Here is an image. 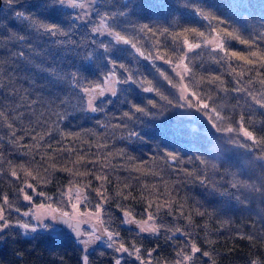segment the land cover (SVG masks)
I'll return each instance as SVG.
<instances>
[{"label":"trees","instance_id":"1","mask_svg":"<svg viewBox=\"0 0 264 264\" xmlns=\"http://www.w3.org/2000/svg\"><path fill=\"white\" fill-rule=\"evenodd\" d=\"M70 8L53 0H16L11 5L2 0L0 5V39L6 45L0 56L8 58L11 49L23 50L28 58L15 59L10 69L14 86L27 96L19 111L25 113L23 126L31 128L17 151L8 143L7 127L13 123L17 135H24L20 121L13 120L17 113L0 120L4 159L24 166L17 169V179L10 178L4 164L0 204L8 196L13 209L28 210L29 203L17 194L27 181L45 192L34 197L31 207L46 203L68 211L66 190L79 188L88 196L81 212H94L92 205L100 203L93 191L100 185L95 175L103 174L110 181L106 187L111 198L104 211L113 221L106 226L120 232V242L130 250L133 244L141 248L148 264H176L177 253L187 247L184 239L171 238L177 228L192 233L186 239L212 253L210 259L197 254V264L258 259L264 251V0H97L94 15L85 21ZM17 11L72 34L37 32L14 19ZM113 12L117 15L112 19ZM100 21L113 35L91 31ZM117 32L129 43L117 42ZM12 33L26 36L34 51L9 40ZM86 51L91 53L87 58ZM179 62L182 73L174 69ZM109 78L115 80L117 94L97 98L95 106L104 111H91L84 89L104 87ZM181 85L189 93L185 98L178 91ZM193 97L205 103L192 111L204 112L206 121L185 111L186 100L195 104ZM0 98L5 113L19 102L7 90ZM33 100L37 103L30 105ZM41 112L45 115L36 125ZM71 133L79 134V140L71 135L62 139ZM39 135L45 138L37 139L36 148L31 137ZM84 172L88 175H77ZM125 184L131 187L125 189ZM129 192L134 199H124ZM149 200L172 204L171 214L165 210L159 217L157 226L168 232L158 239L130 231L135 226L124 225L117 208L130 207L135 219L144 220ZM7 214L13 221H28L14 210ZM90 251V264H112L103 242ZM15 253L24 259L18 261ZM80 255L81 245L68 235L46 230L25 234L13 226L0 236V264H79ZM122 264L141 261L124 254Z\"/></svg>","mask_w":264,"mask_h":264},{"label":"snow or ice","instance_id":"2","mask_svg":"<svg viewBox=\"0 0 264 264\" xmlns=\"http://www.w3.org/2000/svg\"><path fill=\"white\" fill-rule=\"evenodd\" d=\"M16 0H7V3L9 5L15 3ZM53 3H60V4H66L69 5L75 9L83 8V5H78L75 3V0H53ZM95 13V12H94ZM92 13V15H94ZM112 16V19L117 15L116 12L110 13ZM119 15H123V12H120ZM14 19L17 21H20L21 23L27 22V27L30 29H34L37 32L43 31L45 34L50 36H65L69 37L71 36V31H63L62 28L59 25L52 24L49 22H45L40 19H33L30 15H27L24 11H17L14 13ZM82 21L84 19H87V14L83 18H81ZM104 19H107V17H104ZM91 22V21H89ZM71 28V27H69ZM144 29H147L151 31L148 25L143 26ZM92 32L96 34H107V35H113L111 32L107 33H100L99 29L92 28ZM193 32H195V29H192ZM226 35L233 36V33L228 32L225 33ZM202 35V34H199ZM116 41L124 43H129V41L124 40L123 37L119 35V33H115ZM236 39H240L238 36ZM261 39H264V37H261ZM9 40H16L19 41L21 45L24 47H28L29 51H34L33 46L28 45L25 43L27 40V37L24 35H17L15 33H12L9 35ZM93 42V41H89ZM244 42V41H241ZM54 43L57 44H63V41H54ZM70 44L75 46V41H69ZM5 42L3 39H0V49L5 48ZM191 47V45H189ZM102 47H106L105 45H102ZM133 48H135V45H132ZM221 47L220 44H217V49ZM9 51V57L5 58L0 56V93L7 90V93L9 96H12L16 98L19 102L15 104V107L11 109V111L5 113L2 108L5 107V102L3 98H0V120L7 119L9 116H12L13 113H17L16 116L13 117V120H19L21 123V131L24 132L23 136L17 135V130L15 129L13 123H9L7 127L11 130V135L9 137L8 143L10 146H12L15 150L19 151L21 141L25 139L26 136H29L31 128L24 127L23 126V117L25 116L24 112H20L19 110L22 107H25V101L27 100V96L20 95L19 89H17L13 84L14 79V73L11 72L10 65L14 62L15 59H23L27 60L25 53L23 50L19 51ZM139 51V49H137ZM91 53L86 51L85 58L90 56ZM143 55V53H141ZM232 55H240L239 53H232ZM120 68H123V65H119ZM5 77H7V81L5 80ZM73 77H75V73H73ZM131 79V77H129ZM84 91L89 94V99L87 101L88 109L95 112H103L104 109L102 107H96L94 104V100L100 97H105L106 94H110L112 96H115L117 94V91L115 87L110 88H104L99 85L96 86L95 89H88L85 88ZM95 92L96 95L93 96L92 92ZM37 101L33 100L30 101V105H35ZM137 111H143V109L137 108ZM34 115V113H32ZM45 114L43 112L40 113V117H38L35 120V124L39 125L41 123V118ZM125 116L128 115V113H124ZM31 124V122H30ZM136 133H132V135H135ZM47 135V133L45 134ZM45 135H39L32 136L31 139L33 140L35 147L39 148L40 145L38 143H35L38 140L43 141L45 138ZM67 135H71L73 139L79 140V134L71 133V134H65V136L62 137V139L66 138ZM3 141V137H0V142ZM30 147V146H25ZM98 148L104 147L102 145H97ZM69 149H64V151H68ZM23 155H29L30 152H24ZM170 155V154H169ZM173 159H175L173 157ZM0 172L4 171V164L9 165V175L10 178H17L18 177V171L17 169H22L24 166H14L11 161H7L4 159L3 156V149L0 148ZM80 161H84V157H80ZM85 163H96V161H85ZM62 171L71 172V168H64L61 169ZM139 171V169H137ZM27 176L31 177L32 173L28 172L26 174ZM77 175L81 176H87L88 173H77ZM189 175H191L189 173ZM34 179H40L39 177H35ZM95 180L100 182V185L98 188L93 189V191L96 193V196L98 197L100 203H97L95 205H92V207L95 208L94 212L86 211L81 212L79 209V206L81 204H87L88 203V196L84 194L83 192L77 190L76 192L72 193V195L75 197L74 202H71V209L72 211H62L59 207L54 208L52 204H46L41 203L35 206V209L31 207V204L34 200V197H44L45 192L43 191H36V185L33 183H29L27 181L24 182L23 186L20 187L18 195L22 196V200L29 203L30 207L29 210L24 211L21 213L20 208L13 209V206L8 198V196H4L3 203L0 204V236L5 237L6 230L13 227V226H19L20 228L25 230V234L27 232H37L38 229H47L52 227V222H55L56 225L60 227H67L70 229L71 233L75 236L77 243L81 245V255L79 259V264H90V257H91V251L94 250L95 246H99L100 242H103L106 249L111 253V261L112 264H122V259L124 254H129L131 256H134L138 261H141V264H148L147 261H144L141 256V248L136 247L135 244L131 246V250L128 246L125 245V243L120 242V232L109 230V227L106 225L112 223L111 216L108 212L104 211V206L107 205L110 202V197L107 193V187L106 185L110 183L108 180V177L99 174L95 175ZM201 183H206V181L201 180ZM85 187H91L90 184L85 185ZM131 186L128 184L124 185L125 189H129ZM28 191H32L33 195H29ZM119 196L120 193H117ZM48 199H52V197H48ZM124 199H134V197L131 196V193L129 192L128 196H125ZM149 211L145 213L146 219L144 220H137L134 217L132 209L129 207L127 209H124L121 205H117V208L121 210V220L122 223L126 226H135L129 227V230H135L140 235L147 236L149 238H159V234L161 232L167 233L168 229L165 227H159L157 224L159 223V217L160 215L167 210L169 214H171L172 211V204L171 203H156L155 201L149 200L147 205ZM15 211L17 215H22L23 217H28V221H24L22 219L20 220H11L8 216V212ZM43 210V211H41ZM182 214V213H181ZM108 216L109 218L106 220L103 217ZM190 220V217H189ZM32 221H35L33 223ZM192 236V233L190 232H184L180 228H177L175 230V235L172 236V239L180 238L184 239V243L187 246L182 252L177 253V255L180 257L176 264H197V254H199L200 257L203 258H211L212 253L206 250H202L195 242H189L186 237ZM242 239H248L252 240L253 237L251 236H241ZM99 242V243H98ZM171 240H169V243ZM152 251H156V249H153ZM190 253V254H189ZM103 254V253H101ZM151 255V252L148 253ZM15 255L19 258L18 261L23 260L24 257L21 253H15ZM258 259H250L248 261V264H264V251L258 254ZM214 264V262H213Z\"/></svg>","mask_w":264,"mask_h":264},{"label":"rangeland","instance_id":"3","mask_svg":"<svg viewBox=\"0 0 264 264\" xmlns=\"http://www.w3.org/2000/svg\"><path fill=\"white\" fill-rule=\"evenodd\" d=\"M96 1L97 0H75V3L76 4H78V5H83V8H77V9H75V8H73V7H71V6H69V5H66V4H62V5H65V6H67V7H71L70 9L71 10H73L74 12H76V14L79 16V18H80V20L82 21V19L81 18H83L84 16H85V14H87V19L91 16V14H92V11H93V7H94V5H95V3H96ZM87 19H84L83 21H85V20H87ZM101 21H103V20H101ZM100 21V22H101ZM96 23V25H94L95 27L94 28H96V29H99V32L100 33H105V32H108L107 31V29H106V24L105 23H103V22H101V23ZM210 42H215V40L214 39H211L210 40ZM121 43H123V41H121ZM190 44H188V47H190L189 46ZM174 69H175V71L177 72V73H182L183 72V69H184V67H183V64L181 63V62H179V63H177L175 66H174ZM114 79H108L107 80V82H106V84H105V86H104V88H110V87H114ZM178 91H179V93H180V95L182 96V98H185L189 93H188V90H187V88H186V86H184V85H181V87L180 88H178ZM92 95L93 96H95L96 95V93L93 91L92 92ZM90 97H89V94H88V99H89ZM194 99V101H195V104L194 103H192L191 101H189V100H186L187 101V106H186V108H185V111H188V114H190L191 116H193L194 118H200L201 120H204V121H206V115L204 114V112H199L198 111V114H196L197 113V107H206L205 106V103L204 102H202V101H200V100H198V99H196L195 97H193ZM197 109L196 110V112H193L192 111V109ZM207 114V113H206ZM77 190H79V191H81V192H83L82 190H80L79 188H68L67 190H66V197H67V199L69 200V210L68 211H72V209H71V202H74V199H75V197L72 195V193H74V192H76ZM41 204V203H40ZM36 205H38V204H33L32 205V208L33 209H35V206ZM54 208H56V207H54ZM79 209H80V207H79ZM29 210V209H28ZM27 211V210H26ZM41 211H43V210H41ZM81 211V210H80ZM86 212V211H85ZM93 212V211H92ZM26 219L28 220L29 218L28 217H26ZM142 221V220H141ZM33 223H35V221H32ZM52 227H50V228H47V229H38V230H46V231H49V232H52V233H54V234H57V235H61V234H63V229L60 227V226H58V225H56L55 224V222H52ZM24 230V229H23ZM25 231V230H24Z\"/></svg>","mask_w":264,"mask_h":264},{"label":"water","instance_id":"4","mask_svg":"<svg viewBox=\"0 0 264 264\" xmlns=\"http://www.w3.org/2000/svg\"><path fill=\"white\" fill-rule=\"evenodd\" d=\"M1 3H2V0H0V5H1ZM61 228L65 231V233H64L65 235H68V236H70L72 238H75V236L71 233L70 229H68L66 226L65 227H61Z\"/></svg>","mask_w":264,"mask_h":264}]
</instances>
